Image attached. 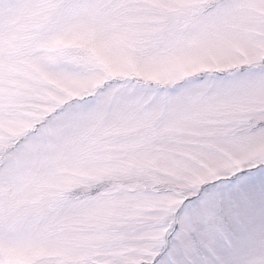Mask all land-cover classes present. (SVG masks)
<instances>
[{
    "label": "snow or ice",
    "instance_id": "obj_1",
    "mask_svg": "<svg viewBox=\"0 0 264 264\" xmlns=\"http://www.w3.org/2000/svg\"><path fill=\"white\" fill-rule=\"evenodd\" d=\"M0 264H264V0H0Z\"/></svg>",
    "mask_w": 264,
    "mask_h": 264
}]
</instances>
